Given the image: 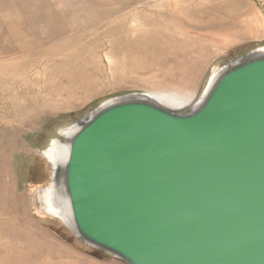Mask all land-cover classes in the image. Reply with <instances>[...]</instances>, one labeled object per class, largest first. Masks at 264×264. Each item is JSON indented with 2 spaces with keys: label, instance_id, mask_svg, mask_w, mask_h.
Masks as SVG:
<instances>
[{
  "label": "rangeland",
  "instance_id": "rangeland-1",
  "mask_svg": "<svg viewBox=\"0 0 264 264\" xmlns=\"http://www.w3.org/2000/svg\"><path fill=\"white\" fill-rule=\"evenodd\" d=\"M263 48L264 0H0V264H125L48 210L44 152L115 98L194 106Z\"/></svg>",
  "mask_w": 264,
  "mask_h": 264
},
{
  "label": "water",
  "instance_id": "water-1",
  "mask_svg": "<svg viewBox=\"0 0 264 264\" xmlns=\"http://www.w3.org/2000/svg\"><path fill=\"white\" fill-rule=\"evenodd\" d=\"M70 144L89 246L125 264H264V58L230 69L195 111L120 103Z\"/></svg>",
  "mask_w": 264,
  "mask_h": 264
},
{
  "label": "bare ground",
  "instance_id": "bare-ground-1",
  "mask_svg": "<svg viewBox=\"0 0 264 264\" xmlns=\"http://www.w3.org/2000/svg\"><path fill=\"white\" fill-rule=\"evenodd\" d=\"M219 25L220 24L217 23L216 26L218 27ZM258 58H264V48L254 50L253 52L249 53L248 55L238 60L237 62L230 64L226 67L220 68L219 70L218 68H216L207 85L208 87L203 97L201 98L200 102L194 106L189 105L181 109H172L168 106H165L164 104H162L161 102H159L158 100L154 99L151 96L128 95V96L119 97V98H115L107 102H104L94 112H92L91 114L89 113V115H87V117H85L81 122L78 121L79 122L78 124L72 127L60 130L59 134L61 138L64 139V142L54 140L52 141L49 149L44 152L45 158L48 159L54 167L53 169L54 178L52 179V184L45 191V195L47 198V202L45 203L47 204L48 210L55 217L62 219L64 223L71 230H74V232H76L71 202L69 199V194H68L66 181H65V171H66V167L68 165L69 156H70V145H71L70 142L74 138V136L84 126L86 120H89L91 117L95 116L96 114H99L106 108L115 106L120 103H125V102H148V103L153 102L154 104H157L158 106H161L170 111L184 112V113L195 111L199 107H201V105L207 98L209 92L212 90V88L215 86V84L218 82L221 76H223L225 73L230 71V69L234 68L237 65H241L243 63H246L251 60L258 59ZM181 86H184V84Z\"/></svg>",
  "mask_w": 264,
  "mask_h": 264
}]
</instances>
